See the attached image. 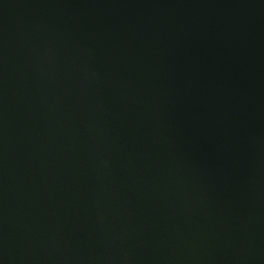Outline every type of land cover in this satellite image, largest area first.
<instances>
[{"label":"water","instance_id":"obj_1","mask_svg":"<svg viewBox=\"0 0 264 264\" xmlns=\"http://www.w3.org/2000/svg\"><path fill=\"white\" fill-rule=\"evenodd\" d=\"M0 264H264V0H0Z\"/></svg>","mask_w":264,"mask_h":264}]
</instances>
